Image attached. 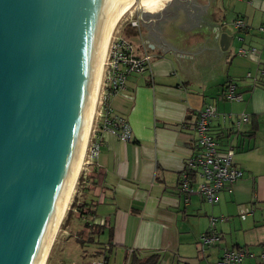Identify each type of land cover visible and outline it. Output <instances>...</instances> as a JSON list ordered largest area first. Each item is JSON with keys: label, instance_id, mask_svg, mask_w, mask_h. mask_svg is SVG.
<instances>
[{"label": "crops", "instance_id": "0c3cea01", "mask_svg": "<svg viewBox=\"0 0 264 264\" xmlns=\"http://www.w3.org/2000/svg\"><path fill=\"white\" fill-rule=\"evenodd\" d=\"M234 19L246 27H234ZM122 26L119 35L134 53L150 55L144 71L129 74L109 98L131 138L120 141L91 123L98 152L76 177L71 212L78 221L63 225L72 232L66 241L82 252L93 248L106 264H216L223 250L237 247L255 256L240 264H264L257 256L264 249V0H161L128 12ZM217 31L232 35L227 50ZM240 46L256 52L237 55ZM227 84L237 99L223 96ZM207 104L215 110L209 131L218 150L232 149L242 171L213 203L179 191L184 161L196 151V111ZM217 216L219 239L201 247L199 235Z\"/></svg>", "mask_w": 264, "mask_h": 264}, {"label": "water", "instance_id": "95a60500", "mask_svg": "<svg viewBox=\"0 0 264 264\" xmlns=\"http://www.w3.org/2000/svg\"><path fill=\"white\" fill-rule=\"evenodd\" d=\"M125 1L0 0V264H33L44 247ZM217 32L227 50L232 35Z\"/></svg>", "mask_w": 264, "mask_h": 264}, {"label": "built area", "instance_id": "2783aa9c", "mask_svg": "<svg viewBox=\"0 0 264 264\" xmlns=\"http://www.w3.org/2000/svg\"><path fill=\"white\" fill-rule=\"evenodd\" d=\"M137 23V19L130 21V24L135 27H137ZM232 24L236 28L243 26L240 20H235ZM255 52L256 50L252 47L236 49V54L240 56L254 55ZM149 61L150 55L145 52L136 55L133 45L126 38L117 34L110 35L101 65L100 83L93 117L95 114V122L101 131L115 136L120 141L130 140V126L124 117L112 110L109 98L124 88L125 79L129 74L141 73L148 66ZM223 96L226 99L238 98L232 84H227ZM214 115V107L209 104L196 111L193 124L196 151L190 157H186L184 172L179 184V191L184 195L196 193L208 203L216 201L217 193L221 189L226 188L229 191L232 183L242 173L232 164L233 150L227 148L224 151H219L217 148V142L209 131L210 119ZM245 120L246 116L241 113L239 121ZM98 147L99 141L90 142L86 154L88 159L96 157ZM193 173L199 178L198 182H194V178L191 176ZM241 217L243 216L241 215ZM216 220L220 221L222 217H209L207 229L198 237L201 247L210 245L219 239V235L213 231ZM257 256L264 259V249ZM253 257H255L254 254L245 247L225 249L217 258L216 264H240L243 259Z\"/></svg>", "mask_w": 264, "mask_h": 264}, {"label": "bare ground", "instance_id": "6f19581e", "mask_svg": "<svg viewBox=\"0 0 264 264\" xmlns=\"http://www.w3.org/2000/svg\"><path fill=\"white\" fill-rule=\"evenodd\" d=\"M161 0H126L123 4H121L119 6V8L116 10L112 20L110 21L104 39L102 41L101 44V48H100V53H99V57H98V61H97V66H96V71H95V77H94V83H93V88H92V93H91V98H90V103H89V108H88V113H87V118H86V123H85V127L82 133V136L79 140V145H78V151H77V157L73 163L68 181L66 183L65 188L62 191L61 194V198H60V202L58 205V211L54 216V220L50 229V232L48 234L47 240L46 242H44V247L42 249V246L39 248L38 253L33 261V264H44L47 258V254L50 250V246L53 242L54 239V235L56 233V230L59 226L60 220L62 219L63 213H64V209L66 207V204L68 202L69 199V195L74 187V183L76 180V177L78 175V172L81 168V164H82V160H83V156H84V152H85V146H86V141H87V137H88V133L90 130V125H91V118H92V113H93V109H94V104H95V100L97 98V94H98V87H99V82H100V75H101V65H102V61L104 58V52H105V48L107 45V41L110 37L112 28L114 26V24L116 23V21L118 20V18L121 17V15H123V13L134 3L137 2L138 6L141 9H148V8H155V6H157L160 3ZM45 240V239H44ZM53 245V244H52ZM42 249V251H41ZM41 251V252H39Z\"/></svg>", "mask_w": 264, "mask_h": 264}, {"label": "rangeland", "instance_id": "374dc122", "mask_svg": "<svg viewBox=\"0 0 264 264\" xmlns=\"http://www.w3.org/2000/svg\"><path fill=\"white\" fill-rule=\"evenodd\" d=\"M137 2H138V0H137ZM137 2H134L123 13V15H121V17L118 18V20L116 21V23L114 24V26L112 28V31H111L110 35L122 34V31H121L122 27H123L122 26V21H123L125 15L128 12H136L137 9L140 8L138 6ZM98 89H99V87H98ZM95 103H96V100H95ZM94 107H95V104H94ZM93 113H94V109H93ZM93 113H92L91 123L94 125L95 114H94V117H93ZM90 128H92V127H90ZM89 136L90 135L88 133L86 146H85V152H84V156L82 157L83 158L82 162H84L85 159H87V155L86 154H87L88 146H89L90 141H91V139H89ZM78 176H79V172H78ZM76 185H78V184H76ZM76 185H75V190L77 188ZM71 193H72V191H71ZM71 193L69 195L68 202H67L66 207L64 209L62 220H60L59 226H58V228L56 230V233L54 235V239H53V242H52L53 245L51 244V246H50V250H49V252L47 254V258H46V261H45L44 264H99L100 262L97 261V259H99V254H97V253L95 254L94 252L92 253L90 251L93 248L88 247V246H84L83 247V252L80 251V249H79L80 247H78L79 244H76L74 242V240L66 241L67 237H69V235H71L72 232H68V233L65 234V232L62 231L63 230V225H64L65 229H68V228L70 229V225L71 224L74 225V223H76L78 221L76 218H74V215L71 212L72 209L75 210V207H77L76 204H75V199H76L75 195H77V193L75 192L73 195ZM216 221H218V220H216ZM78 234H77V238H79Z\"/></svg>", "mask_w": 264, "mask_h": 264}, {"label": "trees", "instance_id": "16d2710c", "mask_svg": "<svg viewBox=\"0 0 264 264\" xmlns=\"http://www.w3.org/2000/svg\"><path fill=\"white\" fill-rule=\"evenodd\" d=\"M235 20H240V19H234V21ZM241 21V20H240ZM242 22V21H241ZM242 24H243V26L242 27H240V28H238V29H244L246 26H245V24L242 22ZM241 47V46H240ZM242 48H245V47H242ZM126 80V79H125ZM62 224V223H61ZM230 249H232V248H230ZM99 264H106L105 263V258L102 260V262L101 263H99Z\"/></svg>", "mask_w": 264, "mask_h": 264}]
</instances>
